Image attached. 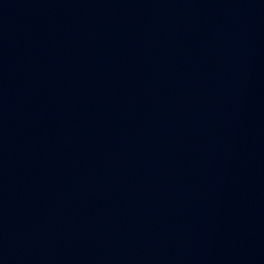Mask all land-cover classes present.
<instances>
[{"label":"water","instance_id":"1","mask_svg":"<svg viewBox=\"0 0 264 264\" xmlns=\"http://www.w3.org/2000/svg\"><path fill=\"white\" fill-rule=\"evenodd\" d=\"M119 264H264V177L191 226Z\"/></svg>","mask_w":264,"mask_h":264}]
</instances>
